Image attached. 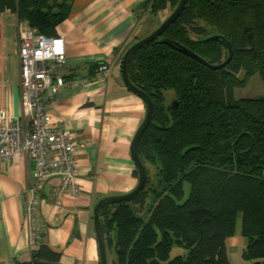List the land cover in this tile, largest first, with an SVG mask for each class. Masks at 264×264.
Segmentation results:
<instances>
[{
    "label": "trees",
    "instance_id": "16d2710c",
    "mask_svg": "<svg viewBox=\"0 0 264 264\" xmlns=\"http://www.w3.org/2000/svg\"><path fill=\"white\" fill-rule=\"evenodd\" d=\"M73 2L0 0V12L55 38ZM177 3L150 0L143 7L150 6L157 27L158 14ZM214 36L231 50L229 62L216 71L164 43L220 65L229 52L208 40ZM127 75L149 97L153 112L138 145L144 188L99 214L111 263L231 264L226 242L239 221L243 264H264V93L234 97L256 75L264 89V0H186L179 18L131 57ZM43 236L29 263L14 264H59L61 251L43 243ZM173 248L181 254L170 258Z\"/></svg>",
    "mask_w": 264,
    "mask_h": 264
},
{
    "label": "crops",
    "instance_id": "0c3cea01",
    "mask_svg": "<svg viewBox=\"0 0 264 264\" xmlns=\"http://www.w3.org/2000/svg\"><path fill=\"white\" fill-rule=\"evenodd\" d=\"M148 2L74 0L67 19L56 28L65 51L56 74L65 80L90 79L88 84L59 90L47 108L52 125L68 129L76 144L77 191L68 190L57 199L60 180H49L38 194L34 217L37 237L43 234V243L61 251L59 264H99L93 207L137 184L130 143L144 119L145 106L125 89L118 57L139 35ZM165 13L169 15V10L161 11L158 18L164 19ZM25 27L9 11L0 12V109L12 117L21 114L18 44ZM101 64L107 65L109 74L94 79L96 68L92 69ZM33 171L34 163L22 155L0 163V264L29 263L37 245L29 244L24 212ZM239 235L234 237L242 238ZM242 239L230 240L229 260L239 248L242 252Z\"/></svg>",
    "mask_w": 264,
    "mask_h": 264
},
{
    "label": "built area",
    "instance_id": "2783aa9c",
    "mask_svg": "<svg viewBox=\"0 0 264 264\" xmlns=\"http://www.w3.org/2000/svg\"><path fill=\"white\" fill-rule=\"evenodd\" d=\"M18 56L21 114L12 117L0 109V163L16 161L21 155L34 163L24 207L29 244L34 246L38 239L34 217L44 185L53 178L60 180L55 191L57 199L68 190L77 191L76 144L68 129L52 125L47 108L59 90L88 84L90 79L65 80L56 74V68L65 60L63 39L46 37L30 27L19 32ZM108 74L105 64L93 71L94 79Z\"/></svg>",
    "mask_w": 264,
    "mask_h": 264
},
{
    "label": "water",
    "instance_id": "95a60500",
    "mask_svg": "<svg viewBox=\"0 0 264 264\" xmlns=\"http://www.w3.org/2000/svg\"><path fill=\"white\" fill-rule=\"evenodd\" d=\"M186 5V0H178L176 7L169 13V15L159 23V25L147 36L143 37L139 41L132 44L122 55L120 62H119V74L121 81L125 87V89L138 97L145 106V116L143 121L140 123L139 127L137 128L134 137L130 143V157L135 166V171L137 172V184L130 192L115 196H108L100 199L93 207L92 211V223H93V230L97 242V249H98V262L99 264H108L105 254V240L104 234L101 228L99 214L101 210L108 205L116 204V203H123L128 202L133 199L145 186L146 184V171L144 166L142 165L141 161L138 157V145L140 142L141 137L143 136L144 132L146 131L147 127L151 122V116L153 112V105L150 101L149 97L143 93L141 90L137 89L132 85V83L128 79L127 75V65L131 57L140 49L151 43L152 41L156 40L161 34L172 24L174 23L179 16L182 14ZM210 41H219L221 42L229 52V57L220 65H209L191 51L187 50L186 48L180 46L178 43L164 41L169 47L177 50L179 53L194 59L195 61L199 62L203 66L207 67L212 71L220 70L226 66V64L230 60L231 50L230 45L227 41H225L222 37L214 36L209 38Z\"/></svg>",
    "mask_w": 264,
    "mask_h": 264
},
{
    "label": "rangeland",
    "instance_id": "374dc122",
    "mask_svg": "<svg viewBox=\"0 0 264 264\" xmlns=\"http://www.w3.org/2000/svg\"><path fill=\"white\" fill-rule=\"evenodd\" d=\"M146 12L148 13L147 17L144 19V22H143V26L139 32V35L136 36L133 40V43L134 44L135 42L139 41L137 38H140L141 36V39L143 37H145L146 35H148L155 27L156 25L154 23H152V21H150V6L148 5L146 7ZM148 10V11H147ZM171 12V11H170ZM169 12V13H170ZM168 14L165 13L164 15V19L167 17ZM162 18V17H161ZM161 18H158V20L160 22H162L164 19L161 20ZM149 24V25H148ZM131 44V45H132ZM130 45V46H131ZM129 46V47H130ZM127 47V49L129 48ZM126 49V50H127ZM125 50V51H126ZM124 54V53H123ZM122 57V56H121ZM243 75L242 73L239 74L237 76V79H242ZM264 93V89H263V86H262V82L259 78V76H254L252 77L244 87H241V88H236L234 90V97L236 99H252V98H255L256 96H259V95H262ZM188 185L187 184H184V196L186 197L188 195ZM237 228H236V234L235 236L238 235L239 233V221L237 223ZM240 236V235H239ZM234 238H237V239H242L240 237H233ZM232 238L228 239L227 242H226V245H227V248H228V244L230 242ZM244 240V239H242ZM243 244V243H242ZM241 244V245H242ZM239 247V246H238ZM241 247V246H240ZM105 254H106V259H107V263L108 264H112L111 262H113V258H114V254L113 252L112 253H109V252H106V249H105ZM179 254H181V250L178 249V248H173L172 251H171V254H170V258H175L176 256H178ZM240 254H241V248H239L238 252H236L234 255H230V261H231V264H243V261L240 257Z\"/></svg>",
    "mask_w": 264,
    "mask_h": 264
}]
</instances>
